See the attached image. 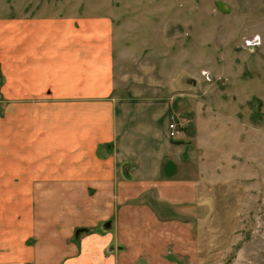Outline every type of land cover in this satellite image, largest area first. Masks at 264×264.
<instances>
[{
  "label": "crops",
  "instance_id": "0c3cea01",
  "mask_svg": "<svg viewBox=\"0 0 264 264\" xmlns=\"http://www.w3.org/2000/svg\"><path fill=\"white\" fill-rule=\"evenodd\" d=\"M25 12L0 15V264L159 257L157 229L205 220L206 186L185 165L191 119L170 138L169 117L185 122L176 108L120 92L111 14ZM135 115L146 152L131 148Z\"/></svg>",
  "mask_w": 264,
  "mask_h": 264
},
{
  "label": "rangeland",
  "instance_id": "374dc122",
  "mask_svg": "<svg viewBox=\"0 0 264 264\" xmlns=\"http://www.w3.org/2000/svg\"><path fill=\"white\" fill-rule=\"evenodd\" d=\"M5 12L111 14L120 92L159 93L185 121L180 136L191 119L185 165L206 186L205 220L157 229L160 256L137 264H264V0H0ZM133 122L131 148L146 152V122ZM154 131L161 142L165 126Z\"/></svg>",
  "mask_w": 264,
  "mask_h": 264
},
{
  "label": "built area",
  "instance_id": "2783aa9c",
  "mask_svg": "<svg viewBox=\"0 0 264 264\" xmlns=\"http://www.w3.org/2000/svg\"><path fill=\"white\" fill-rule=\"evenodd\" d=\"M184 122H179L171 115L168 120V134L170 138H176L184 127Z\"/></svg>",
  "mask_w": 264,
  "mask_h": 264
},
{
  "label": "water",
  "instance_id": "95a60500",
  "mask_svg": "<svg viewBox=\"0 0 264 264\" xmlns=\"http://www.w3.org/2000/svg\"><path fill=\"white\" fill-rule=\"evenodd\" d=\"M86 231V229H77L76 231H75V236H76V238L78 237V235L81 233V232H85Z\"/></svg>",
  "mask_w": 264,
  "mask_h": 264
},
{
  "label": "bare ground",
  "instance_id": "6f19581e",
  "mask_svg": "<svg viewBox=\"0 0 264 264\" xmlns=\"http://www.w3.org/2000/svg\"><path fill=\"white\" fill-rule=\"evenodd\" d=\"M174 139V138H173Z\"/></svg>",
  "mask_w": 264,
  "mask_h": 264
}]
</instances>
